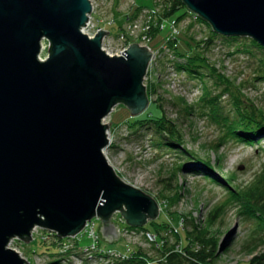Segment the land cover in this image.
<instances>
[{"label":"water","instance_id":"95a60500","mask_svg":"<svg viewBox=\"0 0 264 264\" xmlns=\"http://www.w3.org/2000/svg\"><path fill=\"white\" fill-rule=\"evenodd\" d=\"M183 1L216 34L264 48V0ZM93 12L91 0H0V264H30L11 243L32 241L37 228L74 238L99 218L100 237L114 243L117 212L135 228L160 216L105 154L115 107L139 116L150 106L154 51L134 43L111 56L109 31L83 32Z\"/></svg>","mask_w":264,"mask_h":264},{"label":"rangeland","instance_id":"374dc122","mask_svg":"<svg viewBox=\"0 0 264 264\" xmlns=\"http://www.w3.org/2000/svg\"><path fill=\"white\" fill-rule=\"evenodd\" d=\"M92 1L95 4L93 17L95 28L92 27L91 33L97 35L99 29L110 32V35L105 37L106 50L116 55L130 45L138 43L154 51L145 84L147 86L154 84L157 94L149 95L151 103L148 109L151 106H159L158 108L160 105L163 106L169 119L178 123L185 139L183 143L174 147L159 145L169 140L163 138L154 128L132 127L130 123L132 119L143 114L146 116L148 109L139 116H133L128 107L118 104L105 120L106 124L111 123L109 130L111 143L105 154L124 182L159 202L161 213L157 220L182 232L185 217L202 221L214 206L222 204L228 196L227 190L221 188L219 184L206 181L201 175L196 174L192 170L193 163L180 170L182 163L185 165L187 162L182 154V148L192 150L204 159L210 157L217 175L222 180L235 175L238 183L242 185L251 182L264 167V139L261 146L260 144L249 146L228 139L225 129L202 108L205 89L216 96L224 91V83L233 84L232 89L236 95L241 91L245 97L243 99H249L259 107H264V80L256 78V68L262 56L256 49L252 50L255 53L253 56L245 53L244 45H249L246 37L239 41L227 40L225 38L228 37L216 34L208 23L195 19L193 13L182 16L184 12H181L173 17L179 22V33L176 36L173 33V22L168 23L165 28H160L158 15L165 0ZM145 4L149 7L136 12L139 5ZM144 10H148V13ZM131 25L133 28L135 25L136 28H131ZM154 28L158 29V32H153ZM43 44L45 49L41 58L45 59L48 56L49 43L45 40ZM171 44H177V47L187 51L188 55H192L197 46L209 60L210 67L217 70V76L226 81L221 83L211 70L203 69L199 74L192 75L185 69H179L178 64L186 61L176 56V50ZM159 98L160 102H156ZM219 103L226 115L234 116L232 96L224 94ZM216 146L219 148L213 150ZM219 155L222 158L220 166L217 163ZM169 182L183 190L181 202L174 207L164 203L165 200L162 198L163 194L171 195V192L175 191L167 190ZM238 209L239 207L235 205L226 208L221 221L214 228V233L222 235L223 240H226L224 242L230 244L229 251L221 254L217 264H249L256 254L264 251V242L254 239L256 222L242 219ZM120 215L122 216L117 212L113 221L115 224L119 223L121 228L125 227L126 221L121 219ZM96 220L99 221L98 230L101 221ZM188 226L191 230L192 225ZM45 231L37 228L32 241L15 239L11 247L19 251L30 264L109 263L108 256L103 257L100 253H87L82 248H76L74 238L67 241V245H71L69 248L71 252L63 248L59 250L60 254L51 256L58 250L52 245L54 237H49ZM181 235V243L184 244L185 234L182 232ZM257 235L260 237L259 233ZM80 238L82 247L92 243L88 236L80 235ZM174 240L172 239L173 243ZM101 243L106 247L118 249L123 254H128L129 248L132 251L144 249L151 257H158L156 250L146 242L141 232L138 236H124L122 241ZM254 244H257L258 249L251 254L248 251Z\"/></svg>","mask_w":264,"mask_h":264},{"label":"trees","instance_id":"16d2710c","mask_svg":"<svg viewBox=\"0 0 264 264\" xmlns=\"http://www.w3.org/2000/svg\"><path fill=\"white\" fill-rule=\"evenodd\" d=\"M145 7L148 8L149 6L147 4L139 5L136 12L142 11V8ZM181 12H184L182 16L190 13L183 0H165L158 18L160 22L169 20L178 16ZM198 19L205 22L199 17ZM152 31L158 32V29L154 28ZM243 38L244 37H231L225 39L239 41ZM246 39L249 40V45H244L246 48V50H244L245 53H249L253 56L255 53L252 50L256 49L262 56L256 68V78L257 80H264V48L254 39L248 37H246ZM171 47L175 48L176 56L180 60L186 61L185 63L178 64L179 69H185L189 73H192V75L199 74L203 69L211 70L213 72L212 74L217 77L221 83L226 81V79L217 76V70L214 67H210L209 60L205 57L204 52L197 49V46L192 55H188L187 51L180 49L179 46L177 47V44H171ZM224 86V91L216 96H213L206 88L204 92L205 95L202 98V108L208 112L206 113L208 116L225 129L228 139H233L249 146H255L256 144H260L261 146L264 139V107H259L249 99H243L245 97L241 91H239V95H236L232 89L233 84L224 83ZM147 87L149 95L153 96L157 94V88L154 84L148 85ZM224 94H229L233 97V117L226 115L219 103ZM156 102H160V98L157 99ZM158 107L151 106L146 116L143 114L140 117L132 119L130 121L132 127L154 128L163 138L165 137L169 140L159 145L168 147L180 145L185 139L184 135H182L183 133L180 131L178 123L175 120L169 119L163 106L160 105V108ZM219 146L212 148L213 150L218 149ZM182 154L187 159V162L185 165L182 163L180 170L184 169L188 164L193 163L194 166L192 170L196 174L201 175L204 180L217 183L221 188L227 190L228 196L226 200L222 204L214 206L208 215L203 217L202 221L196 220L193 217H185L182 228V232L185 234L184 244L181 243V231L178 232L169 225H166V223H160L159 220L150 221L143 228L129 227L131 230L136 231L137 234L140 232L143 234L149 232L156 235V241L151 243L147 240L146 235H144V237L146 242L156 250L158 257H151L148 251L144 249H139V251L131 250L125 258L108 257L109 263L107 264H217L221 258V254L229 251L228 245L230 244L224 242L226 240H223L222 235L214 233V228L221 221L226 208L230 205L239 207L238 214L245 221L256 222L257 226L254 229V239L264 242V167L251 182L242 185L238 183V179L235 175H231V177H228L226 180H222L217 175L215 165L212 164V159L210 157L205 159L201 158L196 152L186 148H182ZM221 161L222 158L219 155L217 157L219 166L221 165ZM177 175L176 173L175 176ZM166 188L170 192L172 190L175 191L174 193L171 192V195H162V198L165 200L164 203L174 207L181 202L183 190L178 188V186H173L170 182L167 183ZM189 224L192 225L191 230L189 229ZM45 232L49 237H54V243L52 245L58 250L54 254H51V256L60 254L61 251L59 250L67 246L69 238H61L55 233ZM258 233L260 237L257 235ZM172 239H175L174 243ZM44 246H46V244H44ZM75 246L76 248H82L81 240L75 239ZM257 249V244H254L248 252L254 254ZM66 251L71 252L72 250L69 249ZM54 263H57V261H54ZM249 264H264V251L256 254Z\"/></svg>","mask_w":264,"mask_h":264},{"label":"built area","instance_id":"2783aa9c","mask_svg":"<svg viewBox=\"0 0 264 264\" xmlns=\"http://www.w3.org/2000/svg\"><path fill=\"white\" fill-rule=\"evenodd\" d=\"M92 1V0H91ZM93 3V1H92ZM95 4H93L94 6ZM146 13H148V10H144ZM94 12H95V6H94ZM94 12L92 15H90V21L89 23L87 24V26L83 29V32L86 33L87 35H89L91 38L95 37L96 34L92 35V27L95 28V25L93 24V17H94ZM150 14L152 12H149ZM191 13V12H190ZM195 16V19L198 20V16L194 15ZM173 22V33L175 34V36L179 33V30H178V25H179V22L177 19H174V18H171L169 20H163L160 22L161 24V27L160 28H165V26L168 24V23H172ZM131 28H133V26L131 25ZM136 26L134 25V28L135 29ZM102 30V29H99L98 32ZM97 32V33H98ZM105 41H106V38L104 39V44H103V48L106 50L105 48ZM128 48H125L123 49L120 53L116 54V55H123V53L127 50ZM107 53H109L111 56H115L113 54H111L108 50H106ZM119 213V212H118ZM117 215V213L114 215L113 219L115 218V216ZM121 219H124L123 216H121ZM96 219H99V218H94L92 221H90L85 230L80 234V235H85V236H88V238H90L92 240V243L89 244L88 246L86 247H82V249L84 251H86L87 253H100L101 256L103 257H115V258H125L127 257V254H123L120 250L118 249H115L113 247H106L105 245H102V238L100 237L99 233H98V230H97V223L99 221H97ZM125 220V219H124ZM119 230L121 231L122 233V239H124V236H129V237H133V236H138L137 232L134 231V230H131L127 224L125 225V227H121L120 228V224L119 223H116ZM123 226V225H122ZM80 235H78L77 237H74V240L75 239H79L81 240L80 238ZM144 235H146V238L147 240L151 243V242H155L156 241V235L152 234V233H144ZM65 248H67V250H69V248H71V245H67ZM132 249L129 248V251H131ZM66 251V250H65Z\"/></svg>","mask_w":264,"mask_h":264},{"label":"crops","instance_id":"0c3cea01","mask_svg":"<svg viewBox=\"0 0 264 264\" xmlns=\"http://www.w3.org/2000/svg\"><path fill=\"white\" fill-rule=\"evenodd\" d=\"M122 240H123V239H122ZM122 240H121V241H122Z\"/></svg>","mask_w":264,"mask_h":264},{"label":"bare ground","instance_id":"6f19581e","mask_svg":"<svg viewBox=\"0 0 264 264\" xmlns=\"http://www.w3.org/2000/svg\"><path fill=\"white\" fill-rule=\"evenodd\" d=\"M120 56V55H119Z\"/></svg>","mask_w":264,"mask_h":264}]
</instances>
